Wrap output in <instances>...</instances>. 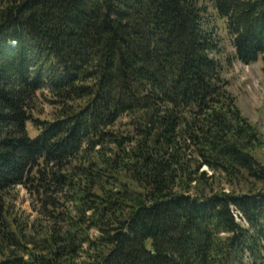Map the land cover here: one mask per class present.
I'll return each mask as SVG.
<instances>
[{"label": "trees", "instance_id": "trees-1", "mask_svg": "<svg viewBox=\"0 0 264 264\" xmlns=\"http://www.w3.org/2000/svg\"><path fill=\"white\" fill-rule=\"evenodd\" d=\"M206 1L257 62L264 0H0V264H264V135Z\"/></svg>", "mask_w": 264, "mask_h": 264}, {"label": "rangeland", "instance_id": "rangeland-1", "mask_svg": "<svg viewBox=\"0 0 264 264\" xmlns=\"http://www.w3.org/2000/svg\"><path fill=\"white\" fill-rule=\"evenodd\" d=\"M208 4L211 6L209 18L217 25L218 34L220 35L222 47L224 49V54L222 56L224 63L223 75L228 81V88L236 96L237 103L244 116L255 124L264 135V55L261 56L257 62L252 64H244L240 60L234 58L235 50L231 44L230 36L226 29V23L218 16L217 11L212 5L210 3ZM42 107L44 112L40 117L42 119L50 117L49 115L52 112V107L48 104ZM29 130L33 136L37 134L32 123L29 124ZM254 154L264 165V146L256 150ZM203 170L207 171L209 175L213 174L206 166ZM216 188L230 192L233 186L222 181ZM243 189L246 188L243 186L236 188L237 191ZM17 194V210L22 213L30 214L33 219L36 213L33 211L31 198L27 190L20 186L17 188Z\"/></svg>", "mask_w": 264, "mask_h": 264}]
</instances>
